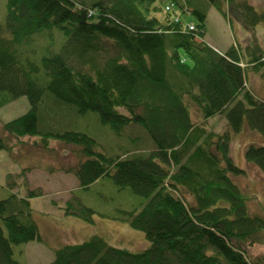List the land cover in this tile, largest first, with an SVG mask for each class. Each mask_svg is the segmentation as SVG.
Here are the masks:
<instances>
[{"label": "trees", "instance_id": "trees-1", "mask_svg": "<svg viewBox=\"0 0 264 264\" xmlns=\"http://www.w3.org/2000/svg\"><path fill=\"white\" fill-rule=\"evenodd\" d=\"M158 1L174 2L180 15L193 14L197 22H161ZM212 5L231 23L233 9L241 10L247 29L264 23V8L248 0L7 1L11 37L0 36V107L20 96L31 107L1 125L0 150H13L11 137L49 134L75 146L78 161L62 170L80 186L110 177L150 197L140 211L120 215L145 231L149 248L116 247L94 235L55 250L48 264H262L245 244L264 242V215L250 210L252 195L233 179L246 170L231 146L244 129L259 133L263 141L250 143L245 157L264 172V98L246 74L264 77V48L236 42L222 51L205 42ZM53 28L66 36L60 53L40 62L19 58L16 45ZM44 91L80 113L96 112L118 136L136 134L133 149L107 155L85 132H45L38 124ZM194 107L204 121L194 120ZM220 115L227 119L224 131L208 129L206 122ZM31 208L29 197L0 196V264H27L15 259L14 246L42 241Z\"/></svg>", "mask_w": 264, "mask_h": 264}, {"label": "rangeland", "instance_id": "rangeland-1", "mask_svg": "<svg viewBox=\"0 0 264 264\" xmlns=\"http://www.w3.org/2000/svg\"><path fill=\"white\" fill-rule=\"evenodd\" d=\"M7 1L0 0V36L10 38L6 29ZM257 9L264 8V0H248ZM159 4H162L158 1ZM169 3V2H168ZM167 3V4H168ZM158 12L163 23L180 15L177 7L168 14L166 5ZM205 42L228 50L236 42L243 47L259 42L264 48V23L254 30L247 29L242 11L233 9V22L227 20L215 6L207 9ZM166 11V12H165ZM193 14H182L181 21L197 22ZM66 36L59 29H45L35 36L29 44L15 46L19 58L40 62L45 54L60 53L66 42ZM247 82L259 97L264 98V77L258 71L247 69ZM44 80L41 79V83ZM44 83V82H43ZM43 85V84H42ZM45 92V91H44ZM27 96L0 107V131L3 124L26 113L31 104ZM40 128L47 131L75 130L82 131L94 137L98 142V150L107 155H120L134 146V136L117 134L112 128L103 124L96 112L80 113L75 106L56 100L49 91L44 94V100L39 108ZM195 121H204L203 116L193 108ZM227 119L216 116L206 122L208 129L223 132ZM232 157L246 173L234 176L241 189L248 195L250 210L264 215V172L257 165L247 160L246 149L252 142H262L259 133L244 129L233 135ZM13 150H0V183L1 198L12 194L29 197L33 215L39 226L41 240H33L14 246V257L21 263L48 264L55 259V250L66 244L82 243L94 235H101L110 245L127 248L133 251H143L152 242L145 231L134 228L120 218L123 211L138 212L149 201L150 197L136 194L130 187L121 188L110 177L101 178L88 187L80 186V181L74 174L62 169L78 161L75 146L65 144L56 137L36 135L11 137ZM42 190L39 195L30 194L33 190ZM188 196V195H187ZM86 208L92 209L88 213ZM245 247L255 261L259 259L264 264V242Z\"/></svg>", "mask_w": 264, "mask_h": 264}, {"label": "built area", "instance_id": "built-area-1", "mask_svg": "<svg viewBox=\"0 0 264 264\" xmlns=\"http://www.w3.org/2000/svg\"><path fill=\"white\" fill-rule=\"evenodd\" d=\"M177 8V5L174 3V2H169L167 5H166V10L169 12H173V10H175ZM175 20L178 22L180 21V18H181V15H177L175 16ZM191 30L194 29V25L193 24H188L187 25Z\"/></svg>", "mask_w": 264, "mask_h": 264}, {"label": "crops", "instance_id": "crops-1", "mask_svg": "<svg viewBox=\"0 0 264 264\" xmlns=\"http://www.w3.org/2000/svg\"><path fill=\"white\" fill-rule=\"evenodd\" d=\"M213 47H215L216 49H218V47H216V46H214V45H213Z\"/></svg>", "mask_w": 264, "mask_h": 264}]
</instances>
